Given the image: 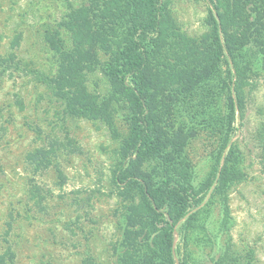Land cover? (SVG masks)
Segmentation results:
<instances>
[{
    "label": "trees",
    "instance_id": "16d2710c",
    "mask_svg": "<svg viewBox=\"0 0 264 264\" xmlns=\"http://www.w3.org/2000/svg\"><path fill=\"white\" fill-rule=\"evenodd\" d=\"M62 1L68 13L45 41L57 62L50 87L64 115L101 121L119 139L114 113L127 112L129 133L112 175L123 203L116 264H195L191 244L217 245L219 232L229 231L228 190L245 178L234 138L246 118L245 87L256 66L264 70V0H206L212 28L200 39L180 29L169 0H87L80 7ZM97 71L108 82L104 95L87 85ZM199 127L219 145L207 178L196 184L189 147ZM57 145L78 149L70 136L53 139L28 155L34 174L54 168L63 177ZM262 149L264 169V143ZM33 193L46 200L36 185ZM12 247L0 264H15ZM84 264L97 263L89 257ZM210 264L253 261L226 246Z\"/></svg>",
    "mask_w": 264,
    "mask_h": 264
},
{
    "label": "rangeland",
    "instance_id": "374dc122",
    "mask_svg": "<svg viewBox=\"0 0 264 264\" xmlns=\"http://www.w3.org/2000/svg\"><path fill=\"white\" fill-rule=\"evenodd\" d=\"M169 1L172 16L189 37L211 32L206 0ZM86 2L73 0L75 7ZM67 13L62 0H0V255L12 245L15 264H84L89 257L97 264H116L122 239L123 203L112 175L120 143L129 133L127 112L117 107L114 113L119 139L101 121L64 115L63 103L50 87L57 62L45 36ZM253 72L245 87L246 118L234 138L245 178L228 190L230 229L219 232L217 245L193 242L195 264H210L226 246L249 255L253 264H264V70L256 66ZM87 85L93 93L108 92L99 71ZM199 130L189 147L196 184L207 178L219 145L218 137ZM66 136L78 149L57 145L63 177L54 168L34 174L28 155ZM35 185L46 198L42 203V197L34 196ZM220 220L216 207L210 219L214 234Z\"/></svg>",
    "mask_w": 264,
    "mask_h": 264
}]
</instances>
